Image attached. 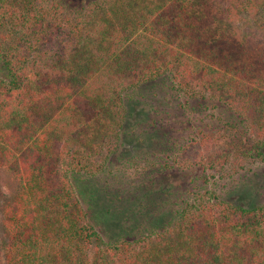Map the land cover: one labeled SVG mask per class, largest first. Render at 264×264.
Masks as SVG:
<instances>
[{"label": "trees", "instance_id": "trees-1", "mask_svg": "<svg viewBox=\"0 0 264 264\" xmlns=\"http://www.w3.org/2000/svg\"><path fill=\"white\" fill-rule=\"evenodd\" d=\"M199 4L0 0V264H264V203L208 180L264 162L262 36L218 26L264 28V0H217L212 27ZM205 98L244 122L222 151L202 132L168 138L169 116L189 124ZM140 143L159 149L125 160L142 177L105 214L134 217L105 240L93 179Z\"/></svg>", "mask_w": 264, "mask_h": 264}, {"label": "rangeland", "instance_id": "rangeland-1", "mask_svg": "<svg viewBox=\"0 0 264 264\" xmlns=\"http://www.w3.org/2000/svg\"><path fill=\"white\" fill-rule=\"evenodd\" d=\"M196 1L200 3L199 9L202 11L200 13L201 16L206 19V25H209L210 27L215 25V14L213 12L211 13V7L217 0ZM255 18L252 15L247 18H244L243 16H236V18L231 22L222 17L219 18L218 26L226 30L228 26H232L238 30V33L241 36L253 29L255 34L262 36L261 42H264V28H257L256 25H250V23H253ZM203 101L207 102V106H200L201 109H196V118H192V122L189 120V124L187 123L185 125V116L177 115V117L173 119L171 117H174V114L169 116L172 125L174 124V132L168 137L169 139L179 140L183 143L186 140H190L191 137H195L196 133L201 134L200 132H202L212 138L205 147L212 150L222 151L224 150L225 142L231 141L232 138L235 137L234 135L241 137L246 135L244 122H242L241 119L234 114L235 106L233 107L231 105H227L215 98H205ZM171 111H173V108ZM139 145L142 147L138 146L132 150L127 148L126 151L116 152L110 158L108 169L93 179L95 186L91 187L92 190L88 193V198L91 201V210H89V212L90 215L99 217L100 224H96V228L105 240L110 238L114 239L118 235L120 229V226L118 225L119 219L128 215L126 212L123 213L121 217L112 219L109 214H105V212H107L106 205L111 204L108 201L115 202V205H123L122 203L125 202L122 200V194H120L121 196L119 201L115 199V195L117 194V191L115 190L116 186L120 183L122 185L124 184L126 189L130 188L131 185L137 184L139 179L142 177L143 172H141L142 169L141 166H139L141 164L138 162L130 166L128 163L125 164V160H129L139 151H147L149 153L152 150L159 149L157 147H149L145 143H140ZM207 148H203L201 151L207 153V151L209 152ZM238 163L239 164L236 166H227V170L225 172L227 175L225 174L224 178H221V173L209 176V182L212 183L214 180L219 181L220 185L224 186V189L230 188V191H233L234 195L236 197L238 196L237 199H241L244 204L251 205L261 202L264 203V162L246 160L245 162L240 161ZM87 191L88 190H85V193ZM85 199H87L86 195ZM137 199H139V197L134 198V200ZM128 216L134 217V215ZM120 221L122 222V220Z\"/></svg>", "mask_w": 264, "mask_h": 264}]
</instances>
